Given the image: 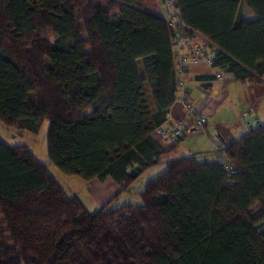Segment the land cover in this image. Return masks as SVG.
Listing matches in <instances>:
<instances>
[{
  "label": "trees",
  "instance_id": "1",
  "mask_svg": "<svg viewBox=\"0 0 264 264\" xmlns=\"http://www.w3.org/2000/svg\"><path fill=\"white\" fill-rule=\"evenodd\" d=\"M176 1L225 83L263 78L264 0ZM173 38L142 0H0V121L38 133L49 120L50 163L124 192L168 153L155 131L178 100ZM217 147L225 162L167 160L144 204L90 212L0 138V264H264V124Z\"/></svg>",
  "mask_w": 264,
  "mask_h": 264
},
{
  "label": "crops",
  "instance_id": "2",
  "mask_svg": "<svg viewBox=\"0 0 264 264\" xmlns=\"http://www.w3.org/2000/svg\"><path fill=\"white\" fill-rule=\"evenodd\" d=\"M142 2L147 10L156 12L161 15L163 14L164 0H142ZM243 17L248 21L256 19L254 12L250 7L248 8V5L246 3H244L243 5ZM194 39L197 42L204 44L207 49L212 51V47L203 36L195 33ZM185 83L186 91L193 101L194 105L198 109L199 113L207 118L206 125L203 128L191 129L186 133L185 138L181 142H176L173 139L163 140L160 139L157 134L155 135L156 139L161 143L165 151H167L168 153L176 148H179L180 146H182V144H184L183 141L189 139L190 148L186 146L185 147L193 152L194 155L199 156V159H201L202 162H225L226 157L223 152H216L215 149L219 145H226L227 143L238 140L239 134H232L231 132L225 130L224 123H226L227 121L222 115L219 116L216 122L215 133H211L208 126L210 123V119L217 117L223 110L222 108L225 102L231 99V86L233 84H238L241 82H232L227 84L224 82V80H220L215 77L214 68L204 64H200L194 65L190 69L189 73L186 76ZM241 84L252 85L254 83L245 82ZM247 114L248 115L245 117L249 119L247 120V126L250 129L259 122L262 123L261 119L263 117L260 113H256L255 110H250V113ZM185 120L186 113L184 106L177 100L171 107L166 124L176 125L180 121ZM205 134L207 135L206 137L203 136ZM206 138H209V140ZM92 186L94 187V197L98 207L104 206L108 202L113 201L114 198H117L118 196H121L128 191H131V188L129 186L128 190L119 192L122 186L118 185L112 178H108L106 181L93 179ZM84 205L90 212H92V210H90L86 204Z\"/></svg>",
  "mask_w": 264,
  "mask_h": 264
},
{
  "label": "rangeland",
  "instance_id": "3",
  "mask_svg": "<svg viewBox=\"0 0 264 264\" xmlns=\"http://www.w3.org/2000/svg\"><path fill=\"white\" fill-rule=\"evenodd\" d=\"M51 38H54V35H51ZM231 92V99L225 102L222 108L223 110L217 117L210 119L208 128L211 133H215L216 122L219 116L222 115L227 121L224 123L225 130L231 132L232 134H239L238 138H240L251 130L247 126V120L249 119L244 116L245 112L250 113V110H255L256 113H260L263 117L261 119L262 124H264V76L259 82L252 85H245L241 83L233 84L231 86ZM49 128V120L44 121L38 133H32L30 131L20 129L17 126H8L4 122L0 121V138L10 145L28 146L42 163L48 164L50 173L69 195L80 198L84 204L92 210V212L99 210L102 206H97V202L94 197L92 180L88 181L77 175H66L58 166L50 163L48 155ZM203 136L206 137L207 135L205 134ZM206 139L209 140V138ZM183 143L184 144H182L179 148L166 153L162 157L160 163L147 168L137 178L133 179L129 185L131 191L114 198L109 207L116 208L129 203L136 205L144 204L145 200L141 191L145 189L147 182L159 176L166 170L167 160L194 155L193 152L186 148H190V140L186 139Z\"/></svg>",
  "mask_w": 264,
  "mask_h": 264
},
{
  "label": "built area",
  "instance_id": "4",
  "mask_svg": "<svg viewBox=\"0 0 264 264\" xmlns=\"http://www.w3.org/2000/svg\"><path fill=\"white\" fill-rule=\"evenodd\" d=\"M168 25L174 31L173 44L175 49L176 74L178 79V101L183 104L186 120L180 121L176 125L164 124L155 131L160 139L177 140L185 132L193 128H203L207 123V118L202 116L186 91V76L194 65L204 64L214 68V54L202 43L194 39L191 30L181 19V9L176 0H164V12L162 14ZM215 75L223 80L222 71L215 69ZM248 114L245 113L244 116ZM216 152L218 147H216ZM230 173H234L232 167H228Z\"/></svg>",
  "mask_w": 264,
  "mask_h": 264
},
{
  "label": "water",
  "instance_id": "5",
  "mask_svg": "<svg viewBox=\"0 0 264 264\" xmlns=\"http://www.w3.org/2000/svg\"><path fill=\"white\" fill-rule=\"evenodd\" d=\"M142 171H143V168L138 165V166L133 167L130 170L129 175L131 178L135 179Z\"/></svg>",
  "mask_w": 264,
  "mask_h": 264
}]
</instances>
